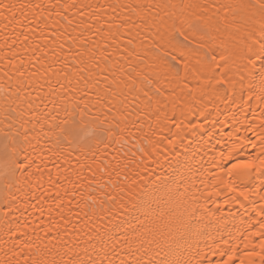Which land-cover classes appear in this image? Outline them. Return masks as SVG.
Wrapping results in <instances>:
<instances>
[{"label": "snow or ice", "instance_id": "1", "mask_svg": "<svg viewBox=\"0 0 264 264\" xmlns=\"http://www.w3.org/2000/svg\"><path fill=\"white\" fill-rule=\"evenodd\" d=\"M0 22V264H160L213 225L171 264H264V0H0ZM245 86L227 147L176 151Z\"/></svg>", "mask_w": 264, "mask_h": 264}, {"label": "bare ground", "instance_id": "2", "mask_svg": "<svg viewBox=\"0 0 264 264\" xmlns=\"http://www.w3.org/2000/svg\"><path fill=\"white\" fill-rule=\"evenodd\" d=\"M7 3H18L19 0H6ZM43 2V0H41ZM65 0H61V3H64ZM114 0H76L77 4H92L95 5H103L105 3H111ZM121 3H128L132 2V0H120ZM70 15V13H67ZM113 13L108 12L107 10L102 14L104 16L112 15ZM115 14H120V10L117 9ZM131 15V13H129ZM27 24V21H24ZM0 42L4 39V32H8L9 35L11 34L10 28L5 29L2 22H0ZM19 30V29H18ZM26 30V29H25ZM71 31V28H69ZM39 34V30L37 32ZM77 33H73L75 36ZM37 42H40L39 40ZM15 47V46H14ZM66 51V49H65ZM25 55H31V53H26ZM248 58L255 63V70L253 72V76L255 78H260L264 76V39L260 41V43L256 46V48L248 55ZM71 59V57H69ZM2 82V81H0ZM248 96V88L242 87L238 89L232 96L231 102L220 106L218 111H210L205 116H201L200 111L196 110L193 114L188 117L187 123L189 125H195L197 123H204L205 127L203 129H193L192 131H186L179 137V143L177 145L176 151L180 153L184 158L189 157L200 145V143L206 139L209 135L214 134V140H218L224 147H227V136L231 134L234 130L235 125L233 127H225V121H232L239 119L240 116L244 113L245 108L248 110V116L251 117L252 112L256 111L255 102H249L247 100ZM170 136H175V132H170ZM217 149L221 150L220 145H217ZM247 154L242 153L240 154L239 158H245ZM235 161H230L225 164V168L231 167L232 163ZM249 188L260 189L262 193H264V175L259 174H252L246 178L244 181ZM2 188V185H0ZM79 197H77L78 199ZM227 211V209L225 210ZM233 211L239 214V211L233 209ZM6 231V229H4ZM209 238L208 239H201L199 242L195 241H185L179 248L175 249L167 256L160 258V264H171L172 261L187 255L191 252L194 256L199 252L201 254L210 253L213 251L212 245L216 243V240L219 239L217 232L219 229L213 225L209 230ZM211 237H215V240ZM7 236H0V243H3L7 240ZM11 243V242H10ZM124 255V253H121ZM136 254L129 256V258H134ZM208 259L213 261L215 264L216 261H219L221 257L219 256H208Z\"/></svg>", "mask_w": 264, "mask_h": 264}]
</instances>
